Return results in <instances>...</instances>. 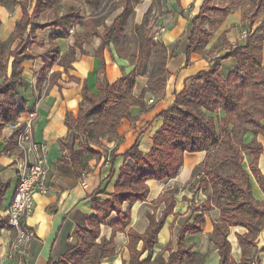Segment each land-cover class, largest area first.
Returning a JSON list of instances; mask_svg holds the SVG:
<instances>
[{
	"label": "trees",
	"instance_id": "trees-1",
	"mask_svg": "<svg viewBox=\"0 0 264 264\" xmlns=\"http://www.w3.org/2000/svg\"><path fill=\"white\" fill-rule=\"evenodd\" d=\"M88 2L94 0H87ZM122 11L113 18L103 35L92 28V36L102 40L101 47L95 55L101 58L103 49L113 39H119L123 32L127 17L132 13L135 0H121ZM262 3L261 5H259ZM19 5L22 11L20 21L15 24L13 39H22L31 20L40 13L50 10L53 4L49 0H36L32 14L27 12L26 5L16 0H0V7ZM256 9L264 10V0H257ZM202 5L199 14L192 19V31L187 38L186 55L192 51L201 52L208 43L210 34L204 32L199 35V24L205 15ZM225 16L226 13L222 12ZM80 13L70 9L66 14L54 20L46 27L61 30V36L67 37L77 21ZM262 25V23H261ZM264 25V24H263ZM31 25V29H32ZM135 37L138 41L137 60L132 70L114 81L99 82L96 86L97 94L89 92L85 87L82 91V101L76 116L68 113L65 124L67 136L61 140L62 157L57 161L61 165H69L77 179L88 171L87 162L100 156L98 148L103 139H118L116 129L122 120L132 121L129 108L138 106L145 109L144 96L146 93L155 94L164 89L166 83L165 63L167 49L163 44L153 42L149 37H141L139 30L143 25L134 26ZM83 34L77 35L74 44L66 54L59 57L58 47L51 45L42 54L44 69L41 75L47 73L54 63L64 69L69 68L74 61L75 50L85 54L82 50ZM251 37L245 39L244 45H234L227 48L228 54L211 61L206 71H201L191 80L192 85H186L174 94L172 104L157 115L162 119V125L152 137V148L145 154L138 150L139 136L134 144L122 155L133 161L134 166L123 165L113 186V193L107 200H99L97 196L104 194L98 191L92 199L93 214L86 219V228H78L75 233V245L62 257L73 264H99L102 259L114 256L113 239L117 232H124L129 225L130 208L136 202L147 200L149 192L147 182L168 181L179 172L185 154L205 153L204 161L192 172L196 177L198 190L205 196L204 211L215 208L219 211V218L213 223V230L208 240L213 244L219 255V264H252L258 252L256 238L264 228V203L253 198L250 179L258 184L264 194V176L258 169V158L262 153L261 144L256 142L255 136H264V67H262L261 42L255 46L256 52H250ZM135 57V54H132ZM13 57L12 72L9 79H4L0 86V132L4 126L25 112L18 106L16 97L18 87H22L20 80L22 69L19 66L24 60L32 59L23 50L10 52L6 45L0 44V77L5 73V61ZM235 58L237 67L226 77L218 73L219 60ZM150 60V70L147 75L143 71L146 62ZM157 66L155 67L156 64ZM104 68L101 62V71ZM52 78L58 77L52 73ZM146 77L147 85L138 97L132 94L136 78ZM194 81V82H193ZM88 106L87 108H84ZM19 129L6 140V150L15 147ZM1 134V133H0ZM252 139L247 141V136ZM96 147L97 149H93ZM116 157L111 156L109 164ZM248 163L247 169L246 164ZM114 176L111 167L107 181ZM5 193V187L0 184V203ZM166 204L162 217L156 221L149 216V227L143 234L129 229L126 231L127 247L131 259L129 264H153L149 261L151 250L156 243L157 233L162 227L163 219L171 213L174 201L162 198ZM128 204L122 211V205ZM112 215H115L112 217ZM108 225L112 229L109 240L100 238V227ZM204 221L198 217L192 224L185 223L177 237V250L170 254L167 262L158 264H203L205 255H197L184 245L186 234L194 235L202 231ZM240 226L247 230L244 235H237V241L242 251L239 263L230 257V244L227 241L229 227ZM6 227V219L0 220V229ZM141 243L140 250L137 244ZM147 251L148 257L139 261V257ZM259 252L264 253V247ZM53 264V263H50ZM56 264V263H54ZM125 264V263H123Z\"/></svg>",
	"mask_w": 264,
	"mask_h": 264
},
{
	"label": "crops",
	"instance_id": "crops-1",
	"mask_svg": "<svg viewBox=\"0 0 264 264\" xmlns=\"http://www.w3.org/2000/svg\"><path fill=\"white\" fill-rule=\"evenodd\" d=\"M135 1L132 15L129 17L130 23L141 26L146 17L151 19L152 16L159 26L164 27V32L159 35V43L167 49L166 83L162 91L145 94L144 110L138 106L129 108L133 120L120 122L116 129L118 139L105 138L101 141L100 148L93 147L99 150L100 156L87 162L88 171L83 173L86 188L79 185L69 165L57 163L58 159L66 154L60 144L68 134L65 116L68 113L76 116L84 87L89 92L97 94L96 86L99 82L113 83L128 74L133 67L126 60L116 56L111 43L105 46L101 58L96 56L95 51L101 47L102 40L90 35L82 41V50L85 54H81L76 49L74 61L70 63L69 68L64 69L58 63H54L47 73L41 75L44 69L42 54L51 45L58 47L59 57L66 54L73 46L76 36L84 33L85 27L75 25L68 31V36L63 37L58 28H42L51 22H45L44 14H40L31 20L33 27L31 29V25H28L22 39H13L8 45L15 24L22 17V11L18 5L0 7V44L6 45L10 52L23 50L24 54L32 56V59L24 60L19 64L22 69L19 77L23 85L17 89L16 102L25 109V112L7 123L0 132V184L5 187L0 203V220L5 218L15 186V176L21 168L18 151L15 147L6 150V140L16 130V122H23L26 119L25 114L29 111L36 113L31 131L33 139L46 148L45 161L49 187L47 194L34 197L33 212L26 220L27 227L34 233V238L27 246L26 256L21 259L17 255L8 257L13 230L8 227L0 229V264H54L60 261L75 245L77 229L86 228V219L93 214V197L101 190H104V194L113 191V183L124 164L133 168V161L122 155L134 144L138 136V150L146 155L152 148L153 135L162 125V119L156 118L158 113L172 104L174 94L179 93L195 75L206 71L212 60L223 57L209 56L208 40L201 52L192 51L186 55L187 38L192 31L191 21L199 14L202 5L205 6L204 12H208L206 11L208 0ZM121 11L122 6L118 14ZM118 14L105 21L106 26H109ZM226 16L227 13L224 17ZM95 29L101 32L98 26H95ZM102 61L104 68L101 71ZM12 64L13 57H8L5 61V73L0 77V86L4 79L10 78ZM218 65L219 75L223 78L237 67L233 57L219 60ZM52 73L57 74L58 77L52 78L50 76ZM146 85V77H137L132 91L133 96L138 97ZM149 100L153 103L148 104ZM262 122L264 123V120ZM246 139L249 141L252 136L248 135ZM255 139L262 146L258 169L264 176V136L257 135ZM112 155L116 158L112 164H109ZM205 155L203 152L187 153L184 155L178 174L173 179L161 182L150 180L146 183L149 189L147 200L132 204L128 227L124 232H117L112 238L115 247L114 256L102 259L99 264H129L131 255L127 247L126 231L131 229L143 234L149 227V216H153L158 221L166 209L162 198H171L174 204L171 213L163 219L162 227L157 233L156 243L149 256L150 263L167 262L170 254L177 250L180 229L185 223L192 224L201 216L204 221L202 231L194 235L186 234L184 245L190 248L192 253L205 255L203 264H219L218 252L208 240L213 230V223L219 218V211L215 208L211 211L203 210L206 198L198 190L196 177L192 178L194 168L202 164ZM245 165L247 169L248 163ZM111 167L114 169V176L107 181ZM250 184L253 198L257 203H264V194L252 177ZM127 207L128 204L124 203L122 211ZM246 232L247 230L240 226L229 227L227 230V241L230 244V257L233 262L239 263L242 258L237 235H244ZM111 235L112 229L108 225L100 227V238L109 240ZM255 242L258 252L252 264H264V253L259 252L264 247V228ZM141 246L142 244L138 243L137 250H140ZM147 257L148 253L145 251L139 257V261H144Z\"/></svg>",
	"mask_w": 264,
	"mask_h": 264
},
{
	"label": "rangeland",
	"instance_id": "rangeland-1",
	"mask_svg": "<svg viewBox=\"0 0 264 264\" xmlns=\"http://www.w3.org/2000/svg\"><path fill=\"white\" fill-rule=\"evenodd\" d=\"M26 5L27 12L32 14L33 7L35 6L36 0H16ZM52 2L53 7L40 14L43 15L45 22H52L64 14L70 9H75L80 13L81 19L76 22L75 25H82L85 27V35L92 36V28L95 26L99 27L101 32H98L100 36L108 27L105 21L110 20L114 15L118 14L122 2L121 0H94L88 2L87 0H49ZM257 0H208L205 17L199 27L198 34L201 35L204 32L211 34L208 37L209 56L216 58V56H225L228 51L226 48L229 45H244L246 37H251V45L248 48L250 52H256L255 46L261 42V54H262V67H264V10L256 9ZM260 3L259 5H261ZM8 6H13L9 4ZM19 6V5H18ZM7 7V5H6ZM20 7V6H19ZM222 12L227 13V16H222ZM39 14V15H40ZM132 15V13H131ZM129 15L127 17L123 32L119 36V39H113L112 45L113 50L117 57L126 60L132 67L138 62L137 60V46L138 41L135 37V29L132 22L130 23ZM109 16V18H108ZM88 18V19H87ZM115 18V17H114ZM262 23V25H261ZM143 29L139 30V34L144 38H151L153 42L159 43V35L161 34V27L157 24L156 20L146 17L144 19ZM74 25V26H75ZM225 34H224V33ZM158 33L157 39L154 40V35ZM110 44V43H108ZM135 54V57L132 54ZM150 60L146 62L144 75H147L150 70ZM156 64V62L154 63ZM157 64L155 65V67ZM226 67V66H225ZM219 73V71H218ZM192 80L185 84L188 88L192 85ZM194 82V81H193ZM88 106L85 105L84 108ZM245 165V164H244ZM109 194H100L97 198L101 201L108 200ZM115 216V215H112ZM56 264H73L68 259H61Z\"/></svg>",
	"mask_w": 264,
	"mask_h": 264
},
{
	"label": "built area",
	"instance_id": "built-area-1",
	"mask_svg": "<svg viewBox=\"0 0 264 264\" xmlns=\"http://www.w3.org/2000/svg\"><path fill=\"white\" fill-rule=\"evenodd\" d=\"M160 32H164V29L161 28ZM158 35H154V40ZM152 103V100L148 101V104ZM25 115L23 122L15 124V128L19 129L15 148L21 159V168L15 176V186L5 215L6 227L13 230L8 257L17 255L19 259L26 256L29 241L34 238V233L26 225V220L34 209V197L47 194L49 190L46 148L42 143L36 142L31 133L36 113L29 111ZM78 182L86 188L84 174Z\"/></svg>",
	"mask_w": 264,
	"mask_h": 264
}]
</instances>
